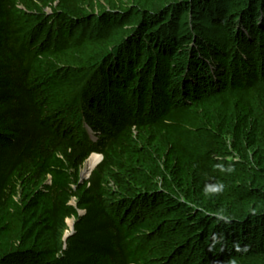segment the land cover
<instances>
[{"label":"trees","instance_id":"trees-1","mask_svg":"<svg viewBox=\"0 0 264 264\" xmlns=\"http://www.w3.org/2000/svg\"><path fill=\"white\" fill-rule=\"evenodd\" d=\"M132 1L0 0V264L264 261V0Z\"/></svg>","mask_w":264,"mask_h":264},{"label":"rangeland","instance_id":"rangeland-1","mask_svg":"<svg viewBox=\"0 0 264 264\" xmlns=\"http://www.w3.org/2000/svg\"><path fill=\"white\" fill-rule=\"evenodd\" d=\"M94 1H95V13L96 14L103 11V10L109 9V6L107 4V0H94ZM181 1L182 0H171V2H173V3H177V2L180 3ZM233 1H236V0H224V2L222 4H218V3L213 4V6L210 8L209 11L213 12L217 16H221L224 14L226 15V12L230 10V7H232L231 4ZM163 3H169V0L168 1L167 0H153L151 2L152 11H158L160 9L159 7ZM133 5H135V4L132 0H123V6L125 9L133 11ZM177 9L178 8H176V10ZM45 11L47 13L50 12L48 9H46ZM204 13H205L204 11H197L195 13H186L185 15H183L182 20L179 21V26H180L181 30H183L184 32H187L190 29L189 32H191V30L193 28L198 27L199 29H202L203 32L206 33L212 39H215L216 36H220L221 31L217 30V28H215V26H213L212 24H209V22H208L209 21V14H206V13L204 14ZM233 20H235V19H233ZM181 21H184V23ZM132 24H133V21L132 22L130 21V25H132ZM132 26H130V27H132ZM76 120H77V118H75V121ZM88 128H90V127H88ZM90 135L95 137L96 140H94V143L96 141H98V148L100 146L99 144L105 143L104 140L106 137L98 135V132H96L95 130H92V133ZM97 150L98 149L93 151L99 158V162L96 165V167L100 164V162L102 160L101 154H99V152H97ZM225 161L236 162L237 159L230 157V158L225 159ZM85 163H84V165H85ZM84 165L81 168L80 174H79L80 180H82V181L88 179L91 172L96 168L95 167L89 174L83 175L82 170L84 168ZM111 186H113V185H111ZM76 205H77L76 200L72 199L70 201V206H73L76 208ZM79 214L81 215L82 212H79ZM74 223H75V221L72 217H66V219L64 220V227L62 229V242H65L63 240V238L66 235L70 236L72 234L71 231H72V227H74ZM254 264H264V261L255 262Z\"/></svg>","mask_w":264,"mask_h":264},{"label":"bare ground","instance_id":"bare-ground-1","mask_svg":"<svg viewBox=\"0 0 264 264\" xmlns=\"http://www.w3.org/2000/svg\"><path fill=\"white\" fill-rule=\"evenodd\" d=\"M99 158L96 154H92L86 161L84 168L82 170L83 175L89 174L98 164Z\"/></svg>","mask_w":264,"mask_h":264},{"label":"water","instance_id":"water-1","mask_svg":"<svg viewBox=\"0 0 264 264\" xmlns=\"http://www.w3.org/2000/svg\"><path fill=\"white\" fill-rule=\"evenodd\" d=\"M102 157V156H101ZM82 176V175H81ZM71 232H73V227H72V231ZM69 237V235H66L64 238H63V240L64 241H66V239Z\"/></svg>","mask_w":264,"mask_h":264}]
</instances>
